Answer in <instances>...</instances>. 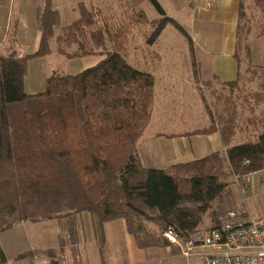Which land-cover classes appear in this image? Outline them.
I'll return each mask as SVG.
<instances>
[{"label": "trees", "instance_id": "obj_1", "mask_svg": "<svg viewBox=\"0 0 264 264\" xmlns=\"http://www.w3.org/2000/svg\"><path fill=\"white\" fill-rule=\"evenodd\" d=\"M246 1L241 0L238 49L249 54V39L264 37V0H249V5ZM149 2L161 16L151 23L156 30L149 45L170 24L187 36L158 0ZM78 9L80 19L56 36L61 17L46 0L39 50L23 58L15 53L0 58V234L24 222L90 214L102 227L125 221L141 249L169 246L162 234L171 227L188 241L213 204L223 199L229 178L264 171V109L247 121L249 127L262 130L256 143L169 170L143 168L137 143L151 121L155 77L128 64L130 27L113 29L108 21L99 26L100 11L92 12L84 4ZM134 18L139 25L148 23L144 12ZM54 44L57 53L70 60L106 56L76 76L50 77L44 93L26 94L29 61L51 55ZM194 69L197 74L195 61ZM249 69L255 74L264 70ZM222 85L238 88L239 79ZM254 98L264 105L263 93ZM226 110L208 129L192 134L219 132L224 145L230 146L239 115L231 99ZM145 222L159 226L162 242L145 230ZM0 261L7 263L1 249Z\"/></svg>", "mask_w": 264, "mask_h": 264}, {"label": "rangeland", "instance_id": "obj_2", "mask_svg": "<svg viewBox=\"0 0 264 264\" xmlns=\"http://www.w3.org/2000/svg\"><path fill=\"white\" fill-rule=\"evenodd\" d=\"M54 1L61 10H66L65 0ZM76 1L84 3L90 11L97 13L96 9L92 8L91 0ZM161 2L167 7L166 0H161ZM110 4V11H107L109 9L100 10L97 17L100 22L99 26L108 21L113 29L121 26L134 28L137 37L130 47L131 53L127 60L132 67L143 70L149 65L158 66L159 60L156 53L161 50L169 51L173 48L171 46L173 43H176L175 47L180 49L182 53L180 58L172 59L178 63L177 76L180 77L179 82H173L174 87L171 90L168 85L165 86L164 82L157 83L156 99L159 103L157 111L162 122L160 125L165 130L191 131L207 128L216 116L226 113L230 99L238 111L239 128L248 127L249 121L260 116L264 105H257L254 95L264 94V70H257V74H255L253 70L244 67L239 78V86L235 89L224 87L218 82H205V74L200 73L199 62L201 59H198L194 50L193 54L199 68L198 73L196 74L193 69L192 54H190L186 35L170 24L159 38L161 45L156 48L154 47L156 42L153 45L148 44V40L156 30L155 27L151 24L142 26L137 24L138 22L134 21L136 12L132 11L127 0H111ZM140 10L145 11L151 21L154 20L152 23L161 18L149 0L140 7ZM68 15L70 18L67 16L64 19L65 27L71 25L70 22L80 18L78 9L69 12ZM255 17L257 19L258 15ZM253 32L256 33V30L253 29ZM173 35H176V38L173 39ZM111 49L113 48L111 47ZM105 56L100 53L90 55L89 58L83 60V65L91 68ZM67 63L65 58L51 57L48 60V76L64 77L70 75L68 70L70 67H67ZM248 128L257 131L253 127ZM243 178L247 180L248 177L233 176L229 178L231 185L226 194L221 201L215 202L211 210L203 217L199 225L200 228H208L215 222L214 217L218 218L224 212L243 204L244 196L241 189L243 186L246 187L247 183ZM247 197V204L253 207L252 212L256 213L258 210L263 212L264 189L262 187L253 189L250 196ZM122 223L124 224L123 221L112 222L102 227L96 217L89 214L88 216L86 214H73L62 219L38 223L24 222L1 233L0 246L7 256L8 263L6 264H50L52 260L62 264H146V262L147 264H204V260L199 254L185 258L180 249L174 245L151 247L147 249L148 252L146 253L140 251L137 257L142 260L135 262L128 251L132 249L131 251L136 253L133 244L134 237L125 238L126 232ZM144 225L145 230L152 237H159L162 242V233L156 223L145 222ZM27 254H32V256L21 258Z\"/></svg>", "mask_w": 264, "mask_h": 264}, {"label": "crops", "instance_id": "obj_3", "mask_svg": "<svg viewBox=\"0 0 264 264\" xmlns=\"http://www.w3.org/2000/svg\"><path fill=\"white\" fill-rule=\"evenodd\" d=\"M45 1L46 0H0V58L7 57L13 53L19 58H23L32 56L39 50L42 36L40 17L44 11ZM166 1L168 3L167 7L162 4L161 0H158L167 16L176 21L187 33L186 37L188 38L187 42L189 44L190 54H192L193 69L194 61L196 63L193 54L194 50L196 51L198 59H201L199 62L200 73L205 74V82L229 84L238 81L244 67L247 69L253 67L264 68V37L249 39V54L244 49H238L241 0ZM50 2L54 11L58 12L61 17V26L56 29V36H59L62 30L66 28L64 19L67 16L70 18L68 15L69 12L78 9L79 5L84 3L76 0H65L64 4H66V10L63 11L60 9V6L58 7L56 5L54 0H50ZM110 2L111 0H91V5L96 11L103 9L104 11L105 9H109L107 11H110ZM146 2L147 0H127V3L134 13L144 12L146 14L148 23L145 25H149L154 20L151 21L147 13L140 10V7ZM246 4H250L249 0L246 1ZM78 20H70L73 21L70 23L73 24ZM136 37L134 28H132L127 60L131 53L130 47H132L133 42L136 41ZM174 38H176V35H173V39ZM175 44L176 43H173L171 45L173 48L169 51L164 52L161 50L159 53H156V57L159 60L158 66L152 67V65H149L142 70L153 74L155 77V98L152 107L151 121L137 143L138 156L145 169L169 170L175 165L201 160L215 153H225L233 147L256 143L262 133V130H250L247 125L248 127H243V129L239 128L237 130L230 146H225L219 132L210 135H193L192 133L198 130H165L163 126L160 125L161 119L157 111L159 103L158 99H156L157 83L164 82L166 84L165 86L168 85L171 90L174 87L173 82H179L180 80V77L177 76L178 63L172 59L180 58L182 53L180 49L175 47ZM158 45H161L160 39L155 43L154 47L158 48ZM53 49L54 52L51 55L44 58L31 59L29 61L28 74L24 80V91L26 94L36 95L46 91L47 81L50 78L48 76V60L51 57L57 56L67 60V67H70L68 70L71 73L68 76H76L88 69L87 66L83 65V60L90 56L70 60L57 53L55 44ZM196 70L198 73L199 68L197 63ZM209 127L204 129H208ZM247 177V180H245V178L243 179L247 183L246 187L243 186V191L241 189V193L243 192L242 195L244 196V201L241 206L244 205L246 207L248 216H262L264 215V210L263 212L261 210H258L256 213L252 212L253 207L247 204V196H250L253 189H257L258 187L264 189V171L257 176L253 175ZM240 207L236 206L234 209L228 211L238 210ZM86 215L88 216V214ZM123 222L125 224V221ZM124 224L123 227L126 232L125 238H129L130 236L133 237L127 232L126 224ZM133 244L136 253H133L130 248V250H127L130 252L129 254H131L132 260L138 262V260H142L137 257L140 251L146 253L149 248H139L135 238ZM0 249L7 259L1 246Z\"/></svg>", "mask_w": 264, "mask_h": 264}, {"label": "built area", "instance_id": "obj_4", "mask_svg": "<svg viewBox=\"0 0 264 264\" xmlns=\"http://www.w3.org/2000/svg\"><path fill=\"white\" fill-rule=\"evenodd\" d=\"M162 237L185 258L199 254L204 264H264V215L248 216L244 205L220 215L208 228L198 227L188 241L172 227Z\"/></svg>", "mask_w": 264, "mask_h": 264}]
</instances>
